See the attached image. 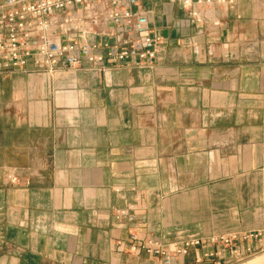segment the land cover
I'll use <instances>...</instances> for the list:
<instances>
[{
    "label": "crops",
    "instance_id": "0c3cea01",
    "mask_svg": "<svg viewBox=\"0 0 264 264\" xmlns=\"http://www.w3.org/2000/svg\"><path fill=\"white\" fill-rule=\"evenodd\" d=\"M139 5L159 37L152 62L0 59V264L156 263L128 252L134 232L201 238L179 264H264V0H215L204 23L183 0ZM114 31L106 19L68 36Z\"/></svg>",
    "mask_w": 264,
    "mask_h": 264
},
{
    "label": "built area",
    "instance_id": "2783aa9c",
    "mask_svg": "<svg viewBox=\"0 0 264 264\" xmlns=\"http://www.w3.org/2000/svg\"><path fill=\"white\" fill-rule=\"evenodd\" d=\"M224 3V0H217ZM215 0H183L187 17L204 23L207 9ZM114 26L118 40L90 43L68 36L71 32H103L105 20ZM159 37L150 27L149 17L139 0H5L0 5V59L3 68L54 72L59 67L83 64L104 67L108 60L123 63L132 59L149 63L156 56ZM106 49V50H105ZM105 50V52H104ZM11 182L18 175L9 172ZM134 215L120 210L117 217ZM235 236L214 237L212 242L231 244ZM202 243L192 236L165 244L139 233L130 234L129 253H147L154 264H179L178 258ZM127 264V263H124ZM139 264H148L140 262Z\"/></svg>",
    "mask_w": 264,
    "mask_h": 264
}]
</instances>
